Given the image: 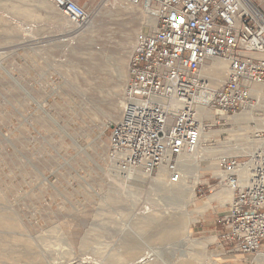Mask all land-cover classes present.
Masks as SVG:
<instances>
[{
	"label": "rangeland",
	"instance_id": "1",
	"mask_svg": "<svg viewBox=\"0 0 264 264\" xmlns=\"http://www.w3.org/2000/svg\"><path fill=\"white\" fill-rule=\"evenodd\" d=\"M86 1L95 17L80 31L50 0H0V264H257L259 253L233 258L220 242L228 204L199 207L226 187L220 158L246 159L262 143L264 82L234 115L253 106L256 120L207 118L191 191L171 195L155 184L162 169L124 167L111 149L136 38L155 17L125 0ZM247 126L259 143L244 144Z\"/></svg>",
	"mask_w": 264,
	"mask_h": 264
},
{
	"label": "built area",
	"instance_id": "2",
	"mask_svg": "<svg viewBox=\"0 0 264 264\" xmlns=\"http://www.w3.org/2000/svg\"><path fill=\"white\" fill-rule=\"evenodd\" d=\"M50 1L76 30L94 20L76 0ZM125 1L157 21L137 35L111 149L124 167L157 173L165 166L177 180L182 156L195 152L211 127L200 111L208 107L228 120L252 99L251 85L263 82L264 11L257 0ZM215 59L227 61L229 71L208 98L203 68ZM219 165V184L233 192L221 215V244L228 254L264 252V144L246 159L226 156Z\"/></svg>",
	"mask_w": 264,
	"mask_h": 264
},
{
	"label": "bare ground",
	"instance_id": "3",
	"mask_svg": "<svg viewBox=\"0 0 264 264\" xmlns=\"http://www.w3.org/2000/svg\"><path fill=\"white\" fill-rule=\"evenodd\" d=\"M132 6H136V5H133L131 4ZM148 11V10H147ZM149 12V11H148ZM150 13V12H149ZM150 15H153L155 17V21H157V17L155 14H152L150 13ZM93 24V22L86 28L88 29L91 25ZM155 25H156V22H155ZM85 31V30H84ZM210 63H213V66H214V69H212V71H210L208 74H206L207 76L210 77V86H211V90H210V94L208 95V98H210L211 94L213 93L214 94V91L218 88H215L219 83H220V77H222L226 71V69L228 68V71H229V64L227 61L225 60H220V59H215V60H212L211 62H209L204 68H203V72L205 73V69L206 67L210 64ZM228 74V72H227ZM213 77V78H212ZM227 77V75H226ZM226 79V78H225ZM225 81V80H224ZM223 81V82H224ZM222 82V83H223ZM264 82V81H263ZM263 82H256V83H253L251 85V93L253 92V87L254 85L256 84H259V83H263ZM221 83V84H222ZM220 84V85H221ZM219 85V86H220ZM254 91H256L254 89ZM213 96V95H212ZM245 104H251V101L245 103ZM244 104V105H245ZM208 108V107H207ZM206 107H204L200 113H204V112H207V116L208 117H211V118H214V122L212 124H215L218 122L217 118H216V113L211 110L210 108L207 109ZM238 116V115H236ZM234 116V119L235 117ZM201 117V115H200ZM221 117H227L225 115H221ZM202 118V117H201ZM228 120H233V116L232 117H227ZM256 120L254 118V115H253V106H248L247 108H245L244 112L242 114H240V116H238V118H236V123L238 125H242L243 123H249L250 120ZM248 125V124H247ZM244 131L246 136L245 138L243 139L244 141V144H252V143H259L258 141L256 140H252L250 139V137L248 136V133L250 132V127L247 126V127H243V128H240V131ZM211 131L210 130H205L202 132V136H201V142L197 148V150L195 152H193L192 154H184L181 158V162H180V165L178 167V172H179V177L177 178V180H174L173 179V176L170 171L164 166L162 167L161 169V172L160 174H158L157 178L154 179L155 181V184L159 185L160 187H162L166 192H168L169 194L171 195H181L183 198L186 197V194L188 192H190V187L188 186V182L187 180L185 179L186 175L189 173V171L191 170V168H193L194 166L197 167L199 165V148L201 147V145L203 144V141L204 140H207V134L208 132ZM259 132V131H258ZM258 132L255 133V137L258 139V140H261L262 143L258 146H262L264 144V138H261V137H258ZM257 146V147H258ZM257 147L254 149V151L252 152L255 153ZM114 157H117L119 160L121 158V155L120 154H117L115 153L114 154ZM223 157H226V156H223ZM222 157V158H223ZM130 168V167H129ZM164 168V169H163ZM136 169V168H135ZM142 171H144L145 173L147 174H152L150 172H147L143 169H141ZM220 170V169H219ZM135 175L133 176V179L134 180H139L140 178H144L146 177V174H140V172H134ZM220 174H221V170H220ZM228 188V187H227ZM180 189H183V191H181ZM229 189V188H228ZM231 192L232 190L229 189ZM233 194V192H232ZM152 211H151V208L146 206L144 208V211H143V215H141L138 219L139 220H142V219H145L146 217H149L150 215H152ZM156 217V215H154ZM184 224V223H183ZM185 225V224H184ZM186 228H184L185 230ZM154 253H152L151 251H148V252H145L143 254L140 255V260L141 262H144L146 263V259H148L149 257H151ZM259 258H257V262H260V263H263L264 262V252H260L259 253Z\"/></svg>",
	"mask_w": 264,
	"mask_h": 264
},
{
	"label": "crops",
	"instance_id": "4",
	"mask_svg": "<svg viewBox=\"0 0 264 264\" xmlns=\"http://www.w3.org/2000/svg\"><path fill=\"white\" fill-rule=\"evenodd\" d=\"M77 1H79V2H81V1H83V0H77ZM258 1V4L260 5V7H261V9L264 11V0H257ZM86 0L85 1H83V4L85 5L86 4ZM212 69H214V66H213V63H210L207 67H206V69H205V74H208L210 71H212ZM215 70V69H214ZM213 78V77H212ZM208 109V108H207ZM209 110V109H208ZM200 115H201V117L202 118H208V114H207V112H204V113H200ZM207 139H209V138H207ZM223 157V156H222ZM221 157V158H222ZM232 196H233V194H232V192L227 188V187H223L221 190H219L218 192H216L214 195H212L210 198H209V200L208 201H206L205 203H204V205H202V206H200L199 207V213H203L207 208H209L210 207V204H211V202L213 201V200H218V201H220L223 205L224 204H228L229 202H230V200H231V198H232ZM227 213V209L224 211V212H222V215L223 214H226ZM221 214V213H220ZM196 220H198L196 217H193L192 216V218H191V224L193 223V222H195ZM215 222H216V224H217V226L219 227V232H218V236L220 237V235L224 232V226H223V223H222V221H221V217H219L218 215H217V217H216V219H215ZM184 235H186V237L188 238V227H186V232H185V234ZM224 248V247H223ZM225 249V248H224ZM230 257H233V258H236V255L235 254H228ZM259 254H258V256L256 257V259L257 258H259ZM160 259V258H159ZM238 259V258H237ZM237 259H234V261L235 260H237ZM255 259V260H256ZM157 259H151L147 264H157ZM217 263V262H216ZM256 263L257 264H261L260 262H257V260H256ZM165 264V263H164ZM218 264V263H217Z\"/></svg>",
	"mask_w": 264,
	"mask_h": 264
}]
</instances>
